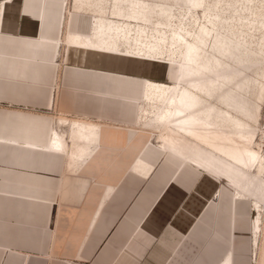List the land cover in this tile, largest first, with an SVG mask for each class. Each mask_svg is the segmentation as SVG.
<instances>
[{"label": "crops", "instance_id": "0c3cea01", "mask_svg": "<svg viewBox=\"0 0 264 264\" xmlns=\"http://www.w3.org/2000/svg\"><path fill=\"white\" fill-rule=\"evenodd\" d=\"M110 8L111 0H0V264H264L262 243L235 240L231 208L228 238L214 206L211 224L180 237L186 215L165 191L176 164L151 145L140 152L144 143L125 129L139 114L128 87L143 93L144 83L91 37ZM74 33L91 43H71Z\"/></svg>", "mask_w": 264, "mask_h": 264}, {"label": "rangeland", "instance_id": "374dc122", "mask_svg": "<svg viewBox=\"0 0 264 264\" xmlns=\"http://www.w3.org/2000/svg\"><path fill=\"white\" fill-rule=\"evenodd\" d=\"M110 14L96 20L91 37L117 55L131 79L144 83L143 93V85L128 87L139 97V114L125 129L136 147L144 143L140 152L151 145L176 164L177 179L165 191L186 215L180 237L186 230L195 237L202 220L211 224L214 206L224 211L228 238L231 208L237 243H262L263 255L264 184L254 187L250 213L237 204L234 218L232 207L235 194L250 197L243 191L246 173L264 179L257 165L259 159L264 164V0H111ZM70 39L91 43L81 33ZM135 161L152 169L138 155Z\"/></svg>", "mask_w": 264, "mask_h": 264}, {"label": "bare ground", "instance_id": "6f19581e", "mask_svg": "<svg viewBox=\"0 0 264 264\" xmlns=\"http://www.w3.org/2000/svg\"><path fill=\"white\" fill-rule=\"evenodd\" d=\"M200 35H202L201 33H200ZM161 98V97H160ZM169 107V106H168ZM174 107V106H173ZM168 113H170V112H168ZM161 114V113H160ZM163 115V114H162ZM161 116V115H160ZM169 119V118H168ZM167 120V119H166ZM232 120H234V119H232ZM60 123H66L65 121H63V122H60ZM166 123V122H165ZM159 125V124H158ZM77 129H79V130H82V131H86V130H88L89 128H91V127H89V126H86V125H84V126H80L79 127V125L76 127ZM166 129V128H165ZM171 134V133H170ZM97 135L98 134H96L95 136H93V138L96 140L97 139ZM83 137V138H82ZM81 138L82 139H84V141H88V137L87 136H85V135H82L81 136ZM239 139H240V137H239ZM242 140V139H241ZM94 141V140H93ZM95 142V141H94ZM243 143V142H242ZM248 145V144H247ZM251 145V144H250ZM249 148V147H248ZM243 149V148H242ZM246 150V149H245ZM173 151V150H172ZM238 151H240V149L238 150ZM247 151V150H246ZM189 153V152H188ZM250 154V153H249ZM234 156L235 155H233V158H234ZM257 158V156L254 154L253 155V159H252V161H254L255 159ZM184 160V159H183ZM242 162V161H241ZM249 162V161H248ZM261 162V160L259 159L258 161H257V165H262V170L264 169V164H261L260 163ZM239 166V165H238ZM240 167V166H239ZM255 167V166H254ZM250 168V170H251V166L249 167ZM225 171V170H224ZM229 171V170H228ZM243 172V171H242ZM225 173V172H224ZM247 175H245V176H247V178H248V183H247V187H243V191H248V195L250 196V197H247V198H241V197H238L236 194L234 195V198H235V200H234V208L232 207V209H234V212H235V214H234V218H235V216L237 215V212H238V210H237V204H243V210L242 211H246V213H250V208H251V206H250V208H249V204H250V202H249V198H251V197H253L254 199L256 198L255 197V193H254V187H259V185L260 184H264V179H261L260 177H257V176H253V175H251L250 173H246ZM243 176V175H242ZM216 179L218 180V181H222V179H220L219 177H216ZM217 181V182H218ZM225 182V181H224ZM239 182V181H238ZM246 183V182H245ZM240 185H242V184H240ZM237 186V185H236ZM241 189V188H240ZM259 189V188H258ZM245 195V194H244ZM263 198V197H262ZM256 200V199H255ZM259 205V204H258ZM257 206V205H256ZM259 210H261V209H259ZM235 220V219H234Z\"/></svg>", "mask_w": 264, "mask_h": 264}]
</instances>
